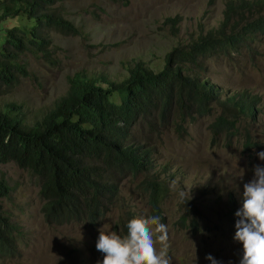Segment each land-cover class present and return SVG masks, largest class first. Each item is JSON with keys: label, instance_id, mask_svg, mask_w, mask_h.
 I'll list each match as a JSON object with an SVG mask.
<instances>
[{"label": "rangeland", "instance_id": "374dc122", "mask_svg": "<svg viewBox=\"0 0 264 264\" xmlns=\"http://www.w3.org/2000/svg\"><path fill=\"white\" fill-rule=\"evenodd\" d=\"M227 1L61 0L55 8L77 27L78 35L54 34L47 55L26 56L23 62L29 76L21 77L11 88H0V109L8 103L21 105L33 125L67 94L68 79L76 74L85 73L93 79L103 76L120 83L129 77L128 69L135 61L160 72L174 49L219 28ZM168 19L180 20L176 29L165 25ZM252 49L251 54L208 61L203 66L205 72L186 71L230 94L258 97L256 122L243 119L239 126L242 130L247 127L259 149H253L251 155L245 153L242 139L226 147L222 138L212 146L209 126L223 113L219 107L214 108L213 116L187 125L183 137L171 127L146 139L157 153L155 174L168 187L163 223L169 230L167 255L171 264H211L206 255L218 264H239L241 245L233 240L238 219L235 212L242 206L243 186L252 179L253 167L264 166L257 156L264 151V35L256 39ZM134 131L145 134L142 129ZM0 176L11 188L7 197H0V205L20 228L18 257L0 264H102L105 254L96 249L100 231L123 236L118 223L127 213L135 218L150 216L149 197L138 188L141 178L124 182L115 209L92 228L48 224L42 212L45 201L40 181L30 171L10 162L1 164ZM186 202L199 223L197 234L177 226ZM157 235L154 232L153 239L159 252L162 246Z\"/></svg>", "mask_w": 264, "mask_h": 264}, {"label": "trees", "instance_id": "16d2710c", "mask_svg": "<svg viewBox=\"0 0 264 264\" xmlns=\"http://www.w3.org/2000/svg\"><path fill=\"white\" fill-rule=\"evenodd\" d=\"M60 2L0 0V88L28 77L24 58L47 55L54 34L78 35L77 27L55 8ZM179 22L168 19L165 25L176 29ZM262 35L264 0H229L219 28L174 49L160 72L135 61L120 83L76 74L68 79L67 94L33 125L21 105L8 103L0 109V166L14 162L39 179L48 224L96 228L115 209L128 178H141L138 188L149 197V215L160 216L163 223L168 187L155 174L157 153L146 139L171 127L183 137L187 125L213 116L219 107L223 113L209 126L212 146L222 138L226 147L242 139L245 153L259 149L247 127L239 126L243 119L256 122L258 97L230 94L186 70L205 72L204 64L217 57L251 54ZM10 190L0 176V197ZM188 206L186 202L177 226L197 234L199 223ZM125 217L118 226L126 234L135 216ZM19 236V226L0 205V262L17 256Z\"/></svg>", "mask_w": 264, "mask_h": 264}, {"label": "clouds", "instance_id": "9594fccd", "mask_svg": "<svg viewBox=\"0 0 264 264\" xmlns=\"http://www.w3.org/2000/svg\"><path fill=\"white\" fill-rule=\"evenodd\" d=\"M257 156L264 161V151ZM252 171V179L243 186L242 206L235 212L238 219L233 240L241 245L239 264H264V166L256 165ZM154 232L162 246L159 252ZM168 240V226L153 215L130 220L123 236L100 231L96 249L105 254L102 264H171ZM205 259L218 264L211 255Z\"/></svg>", "mask_w": 264, "mask_h": 264}, {"label": "bare ground", "instance_id": "6f19581e", "mask_svg": "<svg viewBox=\"0 0 264 264\" xmlns=\"http://www.w3.org/2000/svg\"><path fill=\"white\" fill-rule=\"evenodd\" d=\"M18 257V256H17Z\"/></svg>", "mask_w": 264, "mask_h": 264}]
</instances>
